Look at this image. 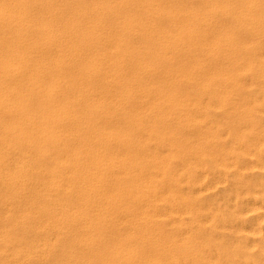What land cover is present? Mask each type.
<instances>
[{"label": "bare ground", "instance_id": "bare-ground-1", "mask_svg": "<svg viewBox=\"0 0 264 264\" xmlns=\"http://www.w3.org/2000/svg\"><path fill=\"white\" fill-rule=\"evenodd\" d=\"M222 85L264 101V0H0V218L34 215L11 227L38 234L19 247L55 264H197L180 118L230 116Z\"/></svg>", "mask_w": 264, "mask_h": 264}, {"label": "rangeland", "instance_id": "rangeland-1", "mask_svg": "<svg viewBox=\"0 0 264 264\" xmlns=\"http://www.w3.org/2000/svg\"><path fill=\"white\" fill-rule=\"evenodd\" d=\"M254 43L256 42L254 41ZM256 47L258 46L256 45ZM194 85L186 84L184 91L188 88L189 91L197 92L199 87ZM253 86L249 87L252 89L243 88L244 93L241 87L232 91L223 85L220 87L221 89H218L219 91H216L218 93H229L230 90L234 92L240 101L235 97V101L233 100L235 103H230L232 98L228 97L226 101L222 100V103H227L229 106L240 104L244 109L247 107L252 109L254 120L256 119L260 126L254 127L258 129L254 127L252 129L248 118L243 117V114L239 115L238 112L236 114L237 110L233 108L236 107L235 105L231 108H227L228 105H225L227 109L234 110H230L232 113L228 117L223 116L224 112L221 113V108L210 106V109H206L209 114L208 118L212 116L210 119L207 118L210 121L207 119L203 121L199 117L191 119L192 117L184 116L188 120L183 116L180 118L182 120L180 133L186 136L187 147L184 154L190 181L187 172L181 175L184 179V189L189 186V190L194 191L198 203V214H195V230L198 249L201 250V253L197 264H264V137L258 133L264 129L261 126L264 125V111H262L264 101L260 97L259 89L257 90L256 87L254 89ZM192 87L195 89H191ZM238 92L243 96L241 97ZM97 96L96 93V98ZM103 100H105L104 97ZM242 101H244L243 104ZM105 104L107 102L104 103L105 110L116 115V119L123 127L125 125L122 123L123 120L121 121L122 115H124L123 109L120 110L121 107L114 106L112 108L109 103L110 106L106 107ZM194 108H196L194 112L191 110L195 113L194 115L202 114L199 108ZM240 116L243 118H238ZM154 120V117L148 114L141 121L144 123ZM229 121L232 123L230 124ZM208 123L213 125L214 129L217 128V133L212 134L213 136L206 135L208 134L206 133ZM247 123L250 126H246ZM230 125L232 126L230 127ZM144 127L147 128V125L141 128H137L136 125L133 134L135 136L138 134L145 141L147 147L161 153L166 141L157 137L156 134H151L146 138V128ZM233 127L244 129L243 132L246 133L237 134ZM254 133L258 135H254ZM183 216L185 217V214ZM28 218L35 219V216L11 214V216L0 218V229L8 227L7 230L10 231L13 239V243L7 246L0 243V264H55L53 262L54 255L51 253L45 255L39 248L40 246L36 249L37 252L34 250L36 253L33 254H28L19 247V241L34 240L38 236L36 231H24L19 227H11L14 221ZM44 234L46 238H50L52 233L45 232Z\"/></svg>", "mask_w": 264, "mask_h": 264}]
</instances>
